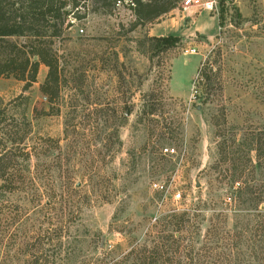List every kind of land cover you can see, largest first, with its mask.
<instances>
[{
  "label": "rangeland",
  "instance_id": "1",
  "mask_svg": "<svg viewBox=\"0 0 264 264\" xmlns=\"http://www.w3.org/2000/svg\"><path fill=\"white\" fill-rule=\"evenodd\" d=\"M205 1L182 0L131 30L135 15L125 2L79 0L84 17H71L52 39L58 96L42 91L43 63L27 90L23 80L0 77V134L8 146L27 135L32 156L22 164L42 188L55 187L47 190L57 196L55 211L70 203L71 234L85 240L86 256L118 245L122 254L149 239L157 218L188 211L182 264L191 263L192 246L222 264H264V156L256 150L264 152V0H227L222 26L221 0L213 11ZM151 32L181 39L152 50ZM49 137L59 147L43 141ZM31 194L0 195V204L52 214L54 206Z\"/></svg>",
  "mask_w": 264,
  "mask_h": 264
},
{
  "label": "trees",
  "instance_id": "2",
  "mask_svg": "<svg viewBox=\"0 0 264 264\" xmlns=\"http://www.w3.org/2000/svg\"><path fill=\"white\" fill-rule=\"evenodd\" d=\"M96 1L109 6L117 3L118 0ZM132 1L134 5L130 7L135 15V21L131 25V30H135L139 26L153 23L177 8L182 0ZM226 1L221 0L220 26L224 24ZM69 3L68 0H0V77L14 76L23 80L26 82L24 89L27 90L37 81L39 67L43 63L49 71L46 81L41 86L42 91L51 98L58 96L61 74L58 56L52 47V39L62 34L65 25L72 24L71 17L76 19L84 17L75 11L79 6V0H71L73 9L67 8ZM21 38L24 40L21 41ZM180 39V36L170 34L149 36L148 42L151 43L150 48L155 50L160 46L175 47ZM147 113L153 114L154 110H148ZM261 137L258 140H261ZM26 138L27 135L24 134L19 140H9L12 146H8V141L0 134V195L32 193L31 198L38 199L40 206L45 202L50 209L54 206V210L52 209V214H41L39 211L32 216V211L27 205L15 201L2 202L0 244L5 248L8 244V248L4 259L0 258V264H18L15 263L17 259L13 249L15 246L20 248L21 254L25 257L23 264H182L179 254L183 252V247L186 248L183 246L182 232L191 222V213L188 211L172 212L157 218L148 235L149 239L143 244L127 248L122 254L117 250L121 248L118 245L100 252V255L86 256L89 249L84 247L85 240L76 239L71 234L74 218L70 217L72 212L70 203L62 206L60 213L55 211V203L51 200L55 194L49 193L55 187L47 188L49 192L42 188L39 182L37 183V178L22 164L32 156L29 149L24 146ZM43 141L54 143L53 147L60 145L59 139L51 137L43 138ZM256 150L258 157L264 156L260 148ZM260 191L263 195L264 184ZM45 196L48 197L44 198ZM64 196L63 189L61 199L64 200ZM260 201L264 203V199ZM84 234L86 231L81 233ZM201 256L216 259L213 252L201 254L192 246L188 253V258L191 259L189 264H208L200 260ZM216 257H219V254ZM210 264L222 263L216 259Z\"/></svg>",
  "mask_w": 264,
  "mask_h": 264
},
{
  "label": "built area",
  "instance_id": "3",
  "mask_svg": "<svg viewBox=\"0 0 264 264\" xmlns=\"http://www.w3.org/2000/svg\"><path fill=\"white\" fill-rule=\"evenodd\" d=\"M122 2H125L129 6H133L134 5V2L132 0H124V1L118 0L117 1L118 5H120ZM192 2H194V0H185L186 5H190ZM218 5H219L218 0H206L204 2V4H203L204 8L209 9L211 11H213L215 9H218ZM192 53H197V51L195 49H193ZM194 93L195 94L198 93L197 90L194 89ZM195 94H194V96H195ZM164 153L172 155L173 153H176V150L173 147H171V148L167 147V148L164 149ZM154 187L157 190H159V189L164 190V186L160 185L158 183H154Z\"/></svg>",
  "mask_w": 264,
  "mask_h": 264
},
{
  "label": "crops",
  "instance_id": "4",
  "mask_svg": "<svg viewBox=\"0 0 264 264\" xmlns=\"http://www.w3.org/2000/svg\"><path fill=\"white\" fill-rule=\"evenodd\" d=\"M152 35H157V36H165V35H168V34H164V33H161V34H153V32H151Z\"/></svg>",
  "mask_w": 264,
  "mask_h": 264
}]
</instances>
